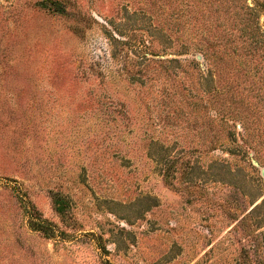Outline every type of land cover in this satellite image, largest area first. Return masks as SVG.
I'll list each match as a JSON object with an SVG mask.
<instances>
[{
    "label": "rangeland",
    "instance_id": "rangeland-1",
    "mask_svg": "<svg viewBox=\"0 0 264 264\" xmlns=\"http://www.w3.org/2000/svg\"><path fill=\"white\" fill-rule=\"evenodd\" d=\"M41 1L0 0V264H264L256 0Z\"/></svg>",
    "mask_w": 264,
    "mask_h": 264
},
{
    "label": "trees",
    "instance_id": "trees-1",
    "mask_svg": "<svg viewBox=\"0 0 264 264\" xmlns=\"http://www.w3.org/2000/svg\"><path fill=\"white\" fill-rule=\"evenodd\" d=\"M256 3H257L256 5L261 6V11L264 14V2L263 1L256 0ZM38 4L42 8L52 9L54 12H58V13H64L65 12L64 11V7H63V4L61 2H59V1L44 0V1H41L40 3H38ZM247 8L250 11H253V9L251 7L247 6ZM263 26H264V24H263ZM30 224L32 225V227L34 229L40 230L42 232L43 231L44 232H47V229H46V228H48L47 223L44 220H42V219H38V221L31 220V223Z\"/></svg>",
    "mask_w": 264,
    "mask_h": 264
}]
</instances>
